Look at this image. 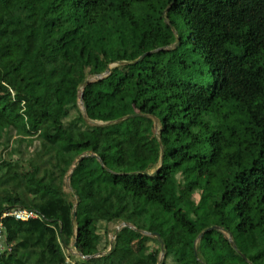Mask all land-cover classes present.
Masks as SVG:
<instances>
[{
	"label": "trees",
	"instance_id": "trees-1",
	"mask_svg": "<svg viewBox=\"0 0 264 264\" xmlns=\"http://www.w3.org/2000/svg\"><path fill=\"white\" fill-rule=\"evenodd\" d=\"M0 65V264H264V0H0Z\"/></svg>",
	"mask_w": 264,
	"mask_h": 264
},
{
	"label": "rangeland",
	"instance_id": "rangeland-1",
	"mask_svg": "<svg viewBox=\"0 0 264 264\" xmlns=\"http://www.w3.org/2000/svg\"><path fill=\"white\" fill-rule=\"evenodd\" d=\"M113 65V64H112ZM111 65V66H112ZM7 71H6V68H5V66L3 65H0V77H4V73H6ZM102 74V73H101ZM101 76H104V74H102ZM101 76H98V74L97 75H91V76H89L88 77V79H90V80H94V79H97V78H100ZM4 79V78H3ZM5 80V79H4ZM6 81V80H5ZM7 82V81H6ZM8 84H10L9 82H7ZM92 123V122H91ZM93 123H100V122H93ZM75 169V165L74 166H72L71 167V169L69 170V172H68V175H69V177L68 178H66L65 177V185H64V189L66 190V191H71V188H70V185H69V178H70V175L75 171L74 170ZM83 172H85V174H87V172H88V169L87 168H85V169H83ZM189 172V171H188ZM188 172H186V174L185 175H187V173ZM82 176H84L85 177V175H84V173H83V175ZM87 178L85 177L84 178V181L86 180ZM82 183V182H81ZM86 184H88V183H86ZM82 185H84V183L82 184ZM82 185H79V186H82ZM97 195V194H96ZM102 198V200H103V197H101ZM101 198H99V199H101ZM194 198H195V200H197L198 199V194H195L194 195ZM98 199V197L96 196L95 198H92V200H97ZM98 199V200H99ZM96 203V202H95ZM96 205H98L99 206V204H97L96 203ZM121 223H123V222H107V223H105L104 221H100L99 223H98V225H97V233H99V236H100V238L102 239V241L104 242V244L102 243V247L100 248V250H101V253H104V252H107L108 250H109V248H110V243L111 242H113V240H112V238H113V233H114V231H115V229L119 226L120 227V225H121ZM150 234L149 233H144L143 234V236H149ZM147 242V244L150 246V247H154L155 246V243H153V242H151L150 240H147L146 241ZM196 242H198V239L195 241V243ZM70 252V253H72L73 255H75L76 257L77 256H79V253H77L76 252V250H74V249H72V246L71 247H69L68 248V250H67V252ZM79 257H81V256H79ZM82 258V257H81ZM68 259L69 260H71V261H75V259L76 258H71V257H69L68 256ZM84 259H87V258H85L84 257ZM168 264V263H167Z\"/></svg>",
	"mask_w": 264,
	"mask_h": 264
},
{
	"label": "built area",
	"instance_id": "built-area-1",
	"mask_svg": "<svg viewBox=\"0 0 264 264\" xmlns=\"http://www.w3.org/2000/svg\"><path fill=\"white\" fill-rule=\"evenodd\" d=\"M6 215H10L14 219L20 220V221H27L29 219L42 217V215L38 211L31 209V208H24V207H16L11 210H8L2 213L0 217L6 216ZM4 250L10 251V247L6 245L3 240L2 226L0 223V255L2 254ZM82 258H84V256ZM66 262L67 264H77L75 261H71L68 258H66Z\"/></svg>",
	"mask_w": 264,
	"mask_h": 264
},
{
	"label": "water",
	"instance_id": "water-1",
	"mask_svg": "<svg viewBox=\"0 0 264 264\" xmlns=\"http://www.w3.org/2000/svg\"><path fill=\"white\" fill-rule=\"evenodd\" d=\"M178 42V37H177V41L175 42V43H173L172 44V46H174L176 43ZM143 55H141V56H139L137 59H135V61H137V60H139L141 57H142ZM109 72V66L107 67V69L102 73V74H104V75H106L107 73ZM102 74H99L98 76H101ZM88 81H90V79H86L84 82H83V84H85L86 82H88ZM79 105H80V107L82 108V96L80 95V97H79ZM85 119L87 120V121H89V119L85 116ZM154 121H155V119H154ZM75 165V164H74ZM73 165V166H74ZM69 177V175H67V177L66 178H68ZM72 220L74 221L75 220V214H74V212H73V215H72ZM122 225H124V223H121V225L120 226H122ZM213 228H217V226H212ZM120 227L118 226L116 229H115V231H114V233H113V238H112V240L114 239V237H115V235H116V233H117V231H118V229H119ZM208 228H206L204 231H206ZM204 231H202L200 234H199V236H198V238L203 234V232ZM146 232V231H145ZM146 233H149L151 236H155L157 239H158V241H159V243H160V247H161V253H160V257H159V263H160V261H161V259H162V256H163V243H162V241H161V239L159 238V234H158V232H146ZM229 241H230V243H231V245L233 246V247H235L234 246V244H233V241L231 240V238L229 237ZM111 245H112V242H111ZM111 245H110V248H111ZM73 247H75V243H73ZM109 248V249H110ZM79 256H82L83 257V255H81V254H79ZM243 256V255H242ZM244 257V256H243Z\"/></svg>",
	"mask_w": 264,
	"mask_h": 264
},
{
	"label": "crops",
	"instance_id": "crops-1",
	"mask_svg": "<svg viewBox=\"0 0 264 264\" xmlns=\"http://www.w3.org/2000/svg\"><path fill=\"white\" fill-rule=\"evenodd\" d=\"M146 232H147V231H146ZM146 232H145V231H141L142 234H144V233H146ZM98 235H99V233H98ZM102 243L104 244V242L102 241V239H101L100 236H99V244H98V248H99V249L102 247ZM110 245H111V243H110ZM110 245H109V246H110ZM72 249H74L73 246H72ZM109 250H110V249H109ZM104 253H105V252H104ZM100 254H103V253L100 252Z\"/></svg>",
	"mask_w": 264,
	"mask_h": 264
}]
</instances>
